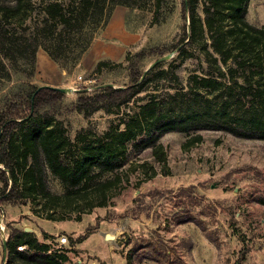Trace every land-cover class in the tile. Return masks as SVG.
<instances>
[{
	"label": "trees",
	"instance_id": "trees-1",
	"mask_svg": "<svg viewBox=\"0 0 264 264\" xmlns=\"http://www.w3.org/2000/svg\"><path fill=\"white\" fill-rule=\"evenodd\" d=\"M150 2L148 6V0H0V87L1 81L13 83L0 93V212L3 204H26L37 198L45 200L44 206L62 198L67 202L73 187L104 192L117 178L119 157L99 138L85 143L75 157L65 151L55 128L62 109L88 118L100 109L114 112L132 100L142 101L134 121L140 127L137 135L129 137L127 129L118 135L137 153L150 148L158 160L164 158L159 139L167 132L192 134L185 144L199 141L202 130L264 140V26L246 19L249 0H180V37L130 55L127 52L129 78L119 86L101 84L93 91L82 87L65 104V92L50 86L38 88L34 83L38 49L67 75L88 52L117 5L128 10L151 7L157 23L172 16L174 0ZM224 11L227 22L222 25L217 15L223 17ZM207 40L217 54L216 71L191 74L187 89L146 91L148 82L166 72L164 61L145 71L151 61L170 52L180 57L188 46L202 44L207 50ZM109 63L98 60L92 73ZM219 63L226 66L221 68ZM49 171L62 184V193L51 190ZM113 172L112 177L102 176ZM256 200L264 205V195ZM46 218L53 216L47 213ZM20 244L26 248L18 250ZM5 248L9 260L17 264L68 261L66 253L52 249L24 228L11 227Z\"/></svg>",
	"mask_w": 264,
	"mask_h": 264
},
{
	"label": "rangeland",
	"instance_id": "rangeland-1",
	"mask_svg": "<svg viewBox=\"0 0 264 264\" xmlns=\"http://www.w3.org/2000/svg\"><path fill=\"white\" fill-rule=\"evenodd\" d=\"M174 2L172 16L161 23L154 21L150 0L146 8L126 9V28L137 32L140 40L126 46L119 58L108 59L97 74L78 64L70 68L64 84L71 88L70 82L77 90H68L64 103L70 104L84 83L93 91L101 84L127 82V52L177 40L183 21L180 0ZM225 15V11L223 17L217 15L222 25ZM246 19L264 26V0H249ZM208 45L207 40L211 53L199 44L188 46L177 58L176 52L166 54V72L148 82L146 91L187 89L191 74L216 71L217 54ZM33 81L41 85L36 75ZM12 84L1 81L0 93ZM141 103L132 100L114 112L100 109L88 118L62 109L55 128L65 151L75 157L85 143L99 138L119 157L118 176L104 192L73 187L67 202L62 198L44 206L45 200L37 198L26 204H3L5 233L11 227L30 228L39 240L66 253L67 264H264V205L256 200L264 195V140L202 130L199 141L185 144L192 134L167 132L159 139L164 158L158 160L150 148L137 153L118 135L125 129L129 137L137 135L140 127L134 121ZM48 183L52 191H64L50 171ZM47 213L53 218H46ZM107 233L112 236L106 238ZM83 234L86 237L76 242ZM61 235L67 237L66 243L57 240ZM17 263L9 260L0 237V264Z\"/></svg>",
	"mask_w": 264,
	"mask_h": 264
},
{
	"label": "crops",
	"instance_id": "crops-1",
	"mask_svg": "<svg viewBox=\"0 0 264 264\" xmlns=\"http://www.w3.org/2000/svg\"><path fill=\"white\" fill-rule=\"evenodd\" d=\"M125 14L126 7L115 6L108 23L80 60L78 65L82 70L93 69L100 59L119 58L126 46L136 44L140 40L137 32L126 28ZM36 77L40 84L66 86L64 71H61L41 48L37 51ZM69 83L67 85L72 86Z\"/></svg>",
	"mask_w": 264,
	"mask_h": 264
},
{
	"label": "built area",
	"instance_id": "built-area-1",
	"mask_svg": "<svg viewBox=\"0 0 264 264\" xmlns=\"http://www.w3.org/2000/svg\"><path fill=\"white\" fill-rule=\"evenodd\" d=\"M80 78H81V76L80 75H78V79L80 80ZM90 81V80H89ZM85 88V90H88V91H90L91 89H93V87H91L89 84H87V83H84V85H82L80 88ZM71 88L73 89V90H77V88L76 87H74V86H71ZM3 211L1 210V214H0V237H1V240L2 241H5L6 240V237H7V234L5 233V231H4V225H3ZM57 240L60 242V243H66L67 242V237L65 236V235H61V236H59L58 238H57ZM26 248V246L25 245H23V244H20V245H18L17 246V249L18 250H23V249H25Z\"/></svg>",
	"mask_w": 264,
	"mask_h": 264
},
{
	"label": "water",
	"instance_id": "water-1",
	"mask_svg": "<svg viewBox=\"0 0 264 264\" xmlns=\"http://www.w3.org/2000/svg\"><path fill=\"white\" fill-rule=\"evenodd\" d=\"M166 58H168V55H162L160 57H157L156 59H154L153 61H151L148 66L145 68V71L148 70L149 68L153 67L155 64H157L158 62L164 61ZM106 85V84H105ZM112 85V84H111ZM43 86H50V87H54L57 88L59 90H61L62 92L68 93V90L71 91L72 88L66 87V86H53V85H48V84H41L39 85L38 88L43 87ZM85 90V89H84ZM24 230L29 231L30 228L25 227ZM112 235H110V233L106 234V238H110ZM3 244L5 245V241H3Z\"/></svg>",
	"mask_w": 264,
	"mask_h": 264
}]
</instances>
